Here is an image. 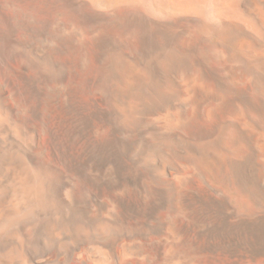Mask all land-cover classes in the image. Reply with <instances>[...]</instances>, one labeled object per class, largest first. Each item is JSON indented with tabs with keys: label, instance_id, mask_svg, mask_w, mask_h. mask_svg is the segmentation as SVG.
Masks as SVG:
<instances>
[{
	"label": "bare ground",
	"instance_id": "1",
	"mask_svg": "<svg viewBox=\"0 0 264 264\" xmlns=\"http://www.w3.org/2000/svg\"><path fill=\"white\" fill-rule=\"evenodd\" d=\"M0 264H264V0H0Z\"/></svg>",
	"mask_w": 264,
	"mask_h": 264
}]
</instances>
